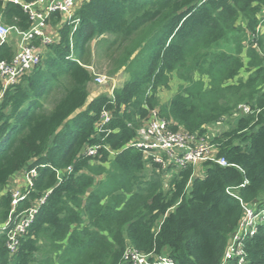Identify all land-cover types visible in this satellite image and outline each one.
Segmentation results:
<instances>
[{
    "label": "trees",
    "instance_id": "16d2710c",
    "mask_svg": "<svg viewBox=\"0 0 264 264\" xmlns=\"http://www.w3.org/2000/svg\"><path fill=\"white\" fill-rule=\"evenodd\" d=\"M263 7L264 0H84L76 24L51 13L57 40L0 98V223L8 221L0 264H132L127 247L150 254L149 264L156 255L221 264L245 207L264 208ZM0 21L30 27L10 1L0 0ZM93 47L114 51L111 72L128 78L88 101ZM14 50L2 42L0 58L9 61ZM172 78L177 89L163 102L158 92ZM241 103L253 112L239 114ZM153 108L171 130L207 136L227 165L205 160L166 179L126 145ZM102 110L110 119L97 128ZM214 123L227 128L210 135ZM91 145L95 155L85 153ZM32 167L37 175L15 210L36 211L9 251L7 185ZM238 241L246 264H264V219Z\"/></svg>",
    "mask_w": 264,
    "mask_h": 264
},
{
    "label": "built area",
    "instance_id": "2783aa9c",
    "mask_svg": "<svg viewBox=\"0 0 264 264\" xmlns=\"http://www.w3.org/2000/svg\"><path fill=\"white\" fill-rule=\"evenodd\" d=\"M19 4L28 13L30 19V27L27 30H19L12 26H7L0 21V44L9 40L14 34L17 38L15 50L12 58L7 61L0 58V81L2 84V92L10 84L15 83L21 76L31 71L37 66L41 59V52L45 45L57 40V31L53 33L52 26H49L47 19L53 12H59L63 21L76 24L77 19L74 18V9L81 0H4ZM38 39V43L34 41ZM107 76L96 74L94 82L101 84L105 82ZM239 114H249L253 112L247 103H241L237 106ZM110 119L109 111L102 110L97 121V128L104 125ZM170 122L158 115L157 109H149L144 128L129 141L126 145L137 148L146 159H151L169 174H173L178 170L189 165L196 166L205 160H215L220 165H227L224 158L215 159V144L208 139L207 136H199L195 133L184 131H174L169 128ZM142 126V127H143ZM210 129V128H209ZM208 129V130H209ZM210 135H215L210 131ZM98 146L91 145L85 149L88 155H95ZM110 154H115L113 150H109ZM70 170V168H68ZM37 175L35 167L25 169L14 175L12 179L20 177L24 184L21 190L15 191L13 186L11 191L12 208L9 212V220H13L12 226L6 232V246L9 251H14L18 244L20 236L25 234L27 227L33 219V214L37 206L24 208L16 213L15 205L23 200L26 191L32 185V178ZM45 195L39 198V203L45 198ZM16 213V214H15ZM264 219V208L256 209V207L247 206L245 212L239 221L237 230L233 234L231 243L229 244L225 255L224 262L227 259L236 261L233 264H246L241 250L239 239L245 234L254 233L257 223ZM7 222L0 223V231L4 230L8 225ZM231 255H234L231 258ZM150 254H142L133 247H127L124 252V259L132 264H149L148 257ZM157 264H173V260L167 255H156L153 260Z\"/></svg>",
    "mask_w": 264,
    "mask_h": 264
},
{
    "label": "rangeland",
    "instance_id": "374dc122",
    "mask_svg": "<svg viewBox=\"0 0 264 264\" xmlns=\"http://www.w3.org/2000/svg\"><path fill=\"white\" fill-rule=\"evenodd\" d=\"M262 15H264V7H263V11L260 13V16ZM251 36L253 38V35ZM224 41L226 40H221L222 43L220 42V44L227 43ZM221 46L224 47V45H221ZM98 53L99 54L95 52V49L93 47L91 63L87 65V67L92 71L94 75L93 81L88 84V91H89L88 101L99 94H109V95L112 94L113 88L121 85L122 82H124L128 78V73L123 70H119L118 72H115V73L111 72L112 67H113L112 61L115 58L114 51H108L106 54L103 52H99V51ZM96 74L107 76L106 81L101 84H96L94 82ZM245 74H246L245 71L242 69L239 75L240 76L242 75V77H244ZM176 89H177V81L176 79L172 78L170 80L168 88H162L159 90L158 92L159 99L163 102L167 101L172 96V94L176 91ZM208 127L210 128L209 131L214 132V134L218 133L220 130H225L227 128L225 127V125L220 124V123H214L213 125L208 126ZM143 128L144 126L141 127L138 131L140 132ZM164 176L166 179H169L171 174L168 175L167 173H164ZM7 186H8L7 187L8 190L10 189L11 186H13V188H15V191H19L21 190L22 186L24 187V184L21 181V178L19 177L18 180L12 179ZM233 256L234 255H231V258H233ZM228 260L230 259H227L224 262V264H226Z\"/></svg>",
    "mask_w": 264,
    "mask_h": 264
},
{
    "label": "crops",
    "instance_id": "0c3cea01",
    "mask_svg": "<svg viewBox=\"0 0 264 264\" xmlns=\"http://www.w3.org/2000/svg\"><path fill=\"white\" fill-rule=\"evenodd\" d=\"M82 1H84V0H81L79 3H81ZM56 29H57V26L56 27H52V31H53V33H55L56 32ZM16 40H17V38L15 37V35L14 34H12L10 37H9V42H11L12 44H13V47L15 48V44H16ZM89 99V98H88Z\"/></svg>",
    "mask_w": 264,
    "mask_h": 264
}]
</instances>
